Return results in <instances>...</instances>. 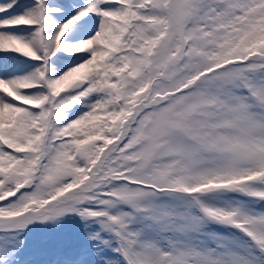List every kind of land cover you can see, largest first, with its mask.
I'll return each instance as SVG.
<instances>
[{
    "label": "snow or ice",
    "instance_id": "1",
    "mask_svg": "<svg viewBox=\"0 0 264 264\" xmlns=\"http://www.w3.org/2000/svg\"><path fill=\"white\" fill-rule=\"evenodd\" d=\"M0 264H264V0H0Z\"/></svg>",
    "mask_w": 264,
    "mask_h": 264
}]
</instances>
